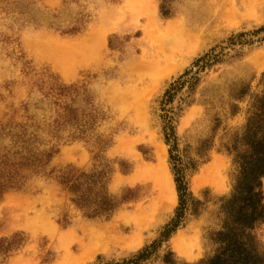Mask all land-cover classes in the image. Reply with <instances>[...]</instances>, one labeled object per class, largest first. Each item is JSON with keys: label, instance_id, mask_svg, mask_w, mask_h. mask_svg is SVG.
Masks as SVG:
<instances>
[{"label": "rangeland", "instance_id": "1", "mask_svg": "<svg viewBox=\"0 0 264 264\" xmlns=\"http://www.w3.org/2000/svg\"><path fill=\"white\" fill-rule=\"evenodd\" d=\"M89 35L66 76L37 50ZM263 91L264 0H0V157L56 151L0 201V264L74 263L92 232L80 264H199ZM69 170L120 207L89 217L56 178Z\"/></svg>", "mask_w": 264, "mask_h": 264}, {"label": "trees", "instance_id": "2", "mask_svg": "<svg viewBox=\"0 0 264 264\" xmlns=\"http://www.w3.org/2000/svg\"><path fill=\"white\" fill-rule=\"evenodd\" d=\"M18 138L24 139V133ZM243 144L247 149H237L235 155L238 169L232 191L222 199V227L213 235L217 247L211 256L201 260L199 264H264V242L257 233V229L264 225V91L256 97L253 104ZM30 148L27 154L15 153L19 157L17 161L10 152L0 157V201L9 190L20 189L24 185L21 170L32 169L39 172V168L45 167L56 153L52 148L49 153L43 151L36 154ZM56 178L74 196L73 203L84 209L89 217H110L120 207V202L108 194L104 185L97 183L99 187L93 188V179L88 185L80 183L79 177L72 170L63 172ZM176 183L182 201L186 185L180 176L176 178ZM183 214L182 209H179L171 227H166L164 237H169L177 230ZM147 251L145 249L132 262L137 263L139 259L145 258Z\"/></svg>", "mask_w": 264, "mask_h": 264}, {"label": "bare ground", "instance_id": "3", "mask_svg": "<svg viewBox=\"0 0 264 264\" xmlns=\"http://www.w3.org/2000/svg\"><path fill=\"white\" fill-rule=\"evenodd\" d=\"M151 17V16H150ZM94 36L89 35L87 37L78 39V40H61V39H45L41 44L39 43V46L37 47V50L40 54H42L47 60H49L55 67L61 70L63 75L72 74L75 68L82 65L85 60H87L89 57L94 55L95 50L97 49ZM99 37V36H98ZM101 37V35H100ZM46 38V37H45ZM105 38V37H104ZM43 39V38H42ZM102 40V39H101ZM100 40V41H101ZM104 40V39H103ZM97 41V40H96ZM39 42V41H38ZM38 44V43H37ZM98 53V52H97ZM93 60V59H92ZM87 65V64H86ZM85 65V66H86ZM88 66V65H87ZM84 67V66H83ZM70 76V75H69ZM161 150V149H160ZM160 159L162 160V155L160 156ZM161 162V161H160ZM216 167V166H215ZM164 181V180H163ZM162 183V182H161ZM170 186V185H169ZM164 189V188H163ZM152 213V212H151ZM149 216V215H148ZM148 218H146L147 220ZM107 226V225H106ZM114 226V225H113ZM108 228V227H107ZM105 228V229H107ZM87 232V231H86ZM113 232V231H111ZM71 234V232H70ZM69 235V234H68ZM73 235V236H72ZM94 241L92 242L94 244L97 237H95V233L92 232ZM183 235V234H182ZM70 236V235H69ZM72 237H74V234H71ZM70 236V237H71ZM180 235H178L179 237ZM183 237V236H182ZM91 238V237H90ZM181 238V236H180ZM92 239V238H91ZM92 239V240H93ZM98 239V238H97ZM109 239V238H108ZM73 240V239H72ZM78 240V239H77ZM76 240V241H77ZM99 240V239H98ZM183 240V239H182ZM188 240V239H187ZM74 241V240H73ZM79 241V240H78ZM82 241V240H81ZM97 241V240H96ZM100 241V240H99ZM177 248L180 251H183L185 254H189V250L184 247V245L177 240ZM184 242V241H183ZM84 243V242H83ZM82 243V244H83ZM96 243V242H95ZM101 243V242H99ZM87 244V243H86ZM90 242L88 243V245ZM89 245L86 252H84L83 256H79L80 258L77 259L74 263H68V264H80L82 260L87 258L94 250L95 247H97L98 243L95 244V246ZM176 244V243H175ZM174 244V246H175ZM188 246H190L189 243H187ZM84 246V245H83ZM70 258V256H69ZM68 259V258H67ZM71 259V258H70ZM72 260V259H71ZM70 260V261H71ZM65 262V261H64ZM62 264V263H60ZM67 264V262H66Z\"/></svg>", "mask_w": 264, "mask_h": 264}]
</instances>
